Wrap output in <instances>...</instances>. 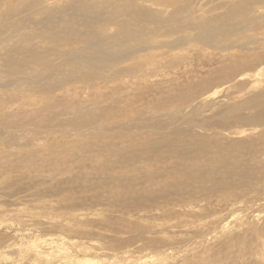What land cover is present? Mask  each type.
<instances>
[{"label":"rangeland","instance_id":"obj_1","mask_svg":"<svg viewBox=\"0 0 264 264\" xmlns=\"http://www.w3.org/2000/svg\"><path fill=\"white\" fill-rule=\"evenodd\" d=\"M259 83L264 0H0V264H264ZM196 205L228 225L128 258Z\"/></svg>","mask_w":264,"mask_h":264},{"label":"bare ground","instance_id":"obj_2","mask_svg":"<svg viewBox=\"0 0 264 264\" xmlns=\"http://www.w3.org/2000/svg\"><path fill=\"white\" fill-rule=\"evenodd\" d=\"M52 6H50V7H48V8H46V9H43V10H40V11H43L42 13H40V15H42L43 14V16H42V18H41V20H38V21H40V22H45L44 24H46L47 25V30H45V28H46V25H45V27H43V26H39L38 25V22H37V25L39 26V30L37 29V28H35L36 30H38V34H40L39 32H41V34H44V36L43 35H40V36H42L44 39H47V40H49V38L50 39H55V37H56V35H57V32H56V27L54 26V25H51V22L53 21V19H54V9L53 8H51ZM89 9H92V8H89ZM93 10H95V9H93ZM92 10V11H93ZM91 15V14H90ZM95 15H97V14H95ZM94 15V16H95ZM98 16V15H97ZM99 16H100V14H99ZM98 16V17H99ZM113 17V16H112ZM79 18V17H78ZM87 18V17H86ZM86 18H84L85 20H86ZM90 18V17H89ZM89 18H87V20L89 19ZM25 19H28V20H25ZM79 19H81V18H79ZM82 20H83V18H82ZM20 23H22V24H25V23H27V22H30L31 20L29 19V17L26 15L23 19H21V18H19V20H18ZM68 21V20H67ZM90 22V21H89ZM97 22V21H96ZM100 22V21H99ZM35 23V22H34ZM85 23H86V21H85ZM35 25V24H34ZM30 26V25H29ZM33 26V25H32ZM36 26V25H35ZM38 26H36V27H38ZM31 27V26H30ZM34 29V30H35ZM21 30V29H20ZM89 30H90V28H89ZM107 30V29H106ZM28 31H29V29H28ZM31 31V30H30ZM86 31V30H85ZM29 33H27V35H28ZM19 35L20 36H23L21 39L22 40H25V39H27V38H32L33 37V35L34 34H32L31 36L29 35V37L28 36H25V34H22V33H20L19 32ZM19 36V37H20ZM39 36V35H38ZM25 38V39H24ZM40 38V37H39ZM38 38V39H39ZM20 39V40H21ZM113 41L115 42L116 40L115 39H113ZM113 42V43H114ZM23 47V46H22ZM15 49V48H14ZM14 49H12V50H14ZM20 49V50H19ZM17 51H23V52H25V53H27V51L25 50V49H21V48H19ZM125 49V48H124ZM129 49V48H128ZM100 50V49H99ZM31 53L30 54H35L36 53V51L35 50H29ZM15 53H17V52H15ZM106 53V52H105ZM17 54H19V53H17ZM96 55V54H95ZM102 57L104 58V56L102 55ZM102 60L101 59V57L99 56V57H96V56H94L93 55V57H87V63L88 62H92V61H94V63L96 62V63H98L100 60ZM105 60V59H104ZM98 61V62H97ZM102 62V61H101ZM105 62H107V61H105ZM90 64V63H89ZM88 66V65H87ZM97 66V65H96ZM87 68V67H86ZM83 73V72H82ZM256 75H260V71H258L257 73H256ZM262 82V81H261ZM260 84V86L262 85V87H261V89L260 90H262V91H259V92H253V94L251 95V96H249V98H247V100H245L244 101V103H246V104H249V105H252L253 103H254V105H255V102L257 101V102H262V101H264V86H263V83L261 84V83H259ZM259 84H258V86H259ZM257 86V87H258ZM257 90V89H256ZM219 92V91H218ZM213 97V96H212ZM206 99V98H205ZM212 99H214V98H212ZM203 101H205V100H203ZM202 101V102H203ZM212 101V100H211ZM210 101V102H211ZM212 104V103H211ZM205 105H206V103H205ZM199 109V108H198ZM225 111V110H224ZM263 110H261V112H262ZM260 112V113H261ZM221 115V114H220ZM214 116V115H213ZM192 117V116H191ZM215 117H216V115H215ZM222 118V117H221ZM209 119V118H208ZM214 120V119H213ZM216 120V119H215ZM210 121V120H209ZM259 122V121H258ZM203 123V122H202ZM199 125H200V123H199ZM202 125V124H201ZM179 129V128H178ZM180 130V129H179ZM229 132V131H228ZM191 189V188H190ZM162 193H160V195H159V197H163L162 198V201H156L154 204H152L151 206H149V207H151V208H155V207H157V206H163V205H168V204H171V205H173V206H180V205H183V204H185V202H199V193L201 192H199V193H197V194H193V193H196L197 192V190H196V192L194 191V190H192L191 189V191H189V192H187L186 194H183L182 192H180V191H178L177 193H174V194H168V193H166L165 191L163 192V191H161ZM170 192V191H169ZM205 192V191H204ZM212 194H213V192H212ZM203 196V195H202ZM148 197V199H151L152 197H153V194H151V198H149V196H147ZM156 197V196H155ZM206 197V196H205ZM210 197V196H209ZM156 199V198H155ZM205 199V198H204ZM158 200H160L159 198H158ZM152 201V200H151ZM154 201V200H153ZM146 202V201H145ZM147 204V203H146ZM145 203H144V205L145 206H147ZM161 204H163V205H161ZM139 205H141V204H139ZM143 205V204H142ZM148 207V208H149ZM180 208V207H179ZM167 209H169V208H167ZM173 209V210H172ZM181 209V208H180ZM172 210V211H171ZM171 210L169 209V211H171V212H165V211H163V212H161V213H158V214H156L157 216H160V217H169L170 216V214H172V213H176V214H178L179 215V217H182L181 219H177L176 221H175V224H171V225H167V226H165V225H159V226H157L158 228H159V230H157V228L155 229V230H157L156 231V233H160V234H162V235H157V236H155L154 238L152 237V236H147V241L148 242H150L151 244H149V243H147V245L144 243V239H145V237H144V239H143V236L140 238L141 240H142V244H141V246L139 247V250H140V252H143L144 251V253H137V254H135V253H132L130 256H128V258L129 257H132L136 262H138V261H143V259L144 258H146L147 256L146 255H148V254H150V253H154V252H157V251H159V252H157V253H160V252H165L166 250H167V248H172V246H171V244H174V245H176L177 243H179V241H174L173 239H170V237L169 238H166V237H164V234H168V231L167 230H171V231H175V228L177 227V225H179V224H181V223H183V221H186L187 219L188 220H191L192 221V223L194 224L193 226L195 227V226H199V229H200V231H202L201 233H203L204 234V232H206L205 231V229H212V230H215L217 227H219L220 225H222V223L224 222L223 220H224V218H223V216H221V217H218L217 215H213V219H211V221L210 220H208V221H206V222H204V220L203 219H205V218H207L208 217V213L206 212V214L205 215H203V214H199V206H190L189 208H184V209H182L180 212H175L174 210H175V208H171ZM177 210H179V209H177ZM201 210V209H200ZM213 212V211H212ZM203 213V212H202ZM153 215V214H152ZM155 215V214H154ZM193 216H198L199 217V219H198V221H197V219H195L197 222L195 223L194 222V220H192V217ZM223 218V219H222ZM168 220H166V222H167ZM190 221V222H191ZM189 222V221H188ZM206 223H211V224H214L215 223V225H213L212 227H210V228H208V226L206 225ZM226 225H228V223L226 222H224L223 223V225H222V227H224L225 228V226ZM203 227H206V228H204V229H201V228H203ZM208 232V231H207ZM202 234V235H203ZM171 236V235H170ZM175 236V235H174ZM195 238V237H194ZM204 238V237H203ZM203 238L200 240V241H202L203 240ZM139 238L137 239V241H139L140 240ZM200 243H202V242H200ZM154 247V248H156L157 250H154V248H152V247ZM166 246V247H165ZM127 253V252H126ZM170 254H162L161 255V261H159L158 263H156V264H164L165 263V261L166 260H168V258L170 257L169 256ZM124 256V255H123ZM144 257V258H143ZM149 257H151L152 258V256L150 255ZM124 259V258H123ZM82 260V259H81ZM89 260V259H88ZM129 261V260H128ZM131 262V261H130ZM146 262V261H145ZM146 264H147V262H146Z\"/></svg>","mask_w":264,"mask_h":264}]
</instances>
